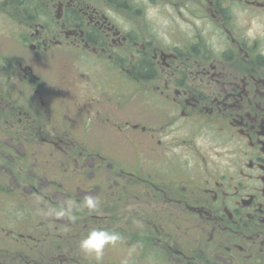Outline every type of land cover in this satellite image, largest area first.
Returning a JSON list of instances; mask_svg holds the SVG:
<instances>
[{
	"label": "flooded vegetation",
	"instance_id": "obj_1",
	"mask_svg": "<svg viewBox=\"0 0 264 264\" xmlns=\"http://www.w3.org/2000/svg\"><path fill=\"white\" fill-rule=\"evenodd\" d=\"M3 203L0 264H88L94 228L123 264H264V0H0Z\"/></svg>",
	"mask_w": 264,
	"mask_h": 264
},
{
	"label": "rangeland",
	"instance_id": "obj_2",
	"mask_svg": "<svg viewBox=\"0 0 264 264\" xmlns=\"http://www.w3.org/2000/svg\"><path fill=\"white\" fill-rule=\"evenodd\" d=\"M135 1H137V0H135ZM146 11H147V19L152 24L150 26L151 29L155 28L156 30H158L160 25H162L163 19H161V17L157 14V10L154 8L147 9ZM159 19H160V21H159ZM73 63H75V62L69 63L65 59H62L60 61L55 62L54 66L52 67V70H51V75H50L49 81L50 82H54V81L57 82L58 77H60L63 72L69 71V68L74 67ZM72 189L73 190H69V191L72 192V194L73 193L77 194V192L75 191V188H72ZM55 196L58 197L60 200L63 199L62 196H60L58 194H56ZM5 205L9 206L8 203H3V204H0V207L1 206L3 207ZM26 207L27 206L25 205L23 207V209H26ZM63 222H66V220L63 219ZM129 254H130V250L127 247H124L123 245H114V246L109 245L105 248L104 256L101 260H99V262L101 264H109L113 260L118 264H123V262H126V260L130 257ZM79 257H80V260L86 259V261H87L86 263H88V264H95L96 259L92 255L82 253L81 255H78L77 258H79Z\"/></svg>",
	"mask_w": 264,
	"mask_h": 264
},
{
	"label": "clouds",
	"instance_id": "obj_3",
	"mask_svg": "<svg viewBox=\"0 0 264 264\" xmlns=\"http://www.w3.org/2000/svg\"><path fill=\"white\" fill-rule=\"evenodd\" d=\"M83 204L84 207L95 210L99 207L100 202L97 198L88 196L85 198ZM70 212L71 209L67 208L61 209L58 214L68 215ZM120 239L121 235L118 232L109 229L94 228L79 241L78 247L83 253L92 255L99 261L104 256L105 248L109 245H116Z\"/></svg>",
	"mask_w": 264,
	"mask_h": 264
}]
</instances>
